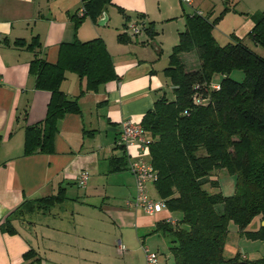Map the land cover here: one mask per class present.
I'll use <instances>...</instances> for the list:
<instances>
[{
  "label": "crops",
  "instance_id": "0c3cea01",
  "mask_svg": "<svg viewBox=\"0 0 264 264\" xmlns=\"http://www.w3.org/2000/svg\"><path fill=\"white\" fill-rule=\"evenodd\" d=\"M83 1L0 0V223L25 199L55 194L60 187L67 195L65 202L46 213L35 212L25 220H15L18 233L0 229V264H112L106 249L111 252L112 244L126 256V264L134 256L126 253L128 248L110 235V229L103 233L105 216L117 217L123 226L136 230L154 229L157 222L171 216L166 210L148 214L135 208L132 200L127 201L126 208L112 204L123 183L136 187V181L131 171L130 175L121 173L125 170L111 173L109 162L112 156H121L125 151L118 146L121 122L131 119L142 123L146 112L165 93L169 79L165 69L179 41V36L168 40L157 30L152 40L139 32L131 35V42L121 43L118 35L127 31L125 22L128 26L154 22L156 29L158 21L175 19L181 1L113 0L100 18H105L103 24L87 18L76 33L73 16ZM222 1L225 7L229 2L231 8L221 22V26L226 23L224 31L247 38L254 26L252 14L264 10V0H253L254 5H249V0ZM240 2L244 8H238ZM118 7L125 10L129 21ZM213 7L206 0L198 3V8L208 14ZM182 9L184 15L190 13ZM113 10L121 14L123 30H118L117 24L110 29ZM35 36L42 42L40 56L51 62H56L63 42L103 38L120 79L85 93L80 98L81 114H67L59 121L54 153L25 156V128L45 118L51 99V92L35 88V77L29 72L34 53L15 45L18 39L30 42ZM83 84L78 74L68 72L61 88L75 98ZM129 152L131 160L138 158L136 147H130ZM82 171L90 174L85 187L78 184ZM260 222L264 224L261 217ZM31 250L36 256L25 258ZM137 251H141L138 244ZM137 264H145L143 255Z\"/></svg>",
  "mask_w": 264,
  "mask_h": 264
},
{
  "label": "trees",
  "instance_id": "16d2710c",
  "mask_svg": "<svg viewBox=\"0 0 264 264\" xmlns=\"http://www.w3.org/2000/svg\"><path fill=\"white\" fill-rule=\"evenodd\" d=\"M112 4L113 0H84L73 16L75 32L87 18L98 23ZM118 10L125 15L122 7ZM229 10L226 7L214 21L207 15L185 14V30L179 33L165 69L175 97L169 99L164 93L142 119L152 139L150 159L158 173L154 182L157 193L171 212L182 213L175 223L162 220L153 229L171 237L175 264H264V257L224 256L231 222L248 238L264 242V224L258 230H246L255 217L264 221V56L234 33L227 44L218 42L213 30ZM252 18L254 26L247 38L264 48V10ZM125 19L130 20L126 15ZM125 27H129L127 22ZM141 27L151 38L157 34L154 22H144ZM118 40L128 43L132 37L125 31ZM15 45L34 53L29 72L35 77V88L51 92L45 118L25 128L24 155L52 154L59 121L67 114H81L80 98L85 93L98 91L120 77L101 37L63 42L56 62L40 56L42 42L38 36L30 42L18 39ZM192 50L197 52L200 66L187 70L182 55ZM235 69L244 71V80L231 77ZM68 72L78 74L84 82L75 98L61 88ZM217 74L222 80L214 83ZM213 84L220 88H213ZM196 98L202 102L197 103ZM128 164L125 150L123 155L111 157L109 171L126 170ZM220 169L236 176L234 194L215 190L220 186ZM66 199L64 187L55 194L25 199L0 223V229L16 234L15 220H25L35 212L46 213ZM221 204L222 211L218 209ZM36 254L31 250L25 258Z\"/></svg>",
  "mask_w": 264,
  "mask_h": 264
},
{
  "label": "rangeland",
  "instance_id": "374dc122",
  "mask_svg": "<svg viewBox=\"0 0 264 264\" xmlns=\"http://www.w3.org/2000/svg\"><path fill=\"white\" fill-rule=\"evenodd\" d=\"M210 3L211 8L212 6L214 8V11L212 10L211 13L205 12V15L209 16L211 21H214L216 18L220 16V14L223 12V10L226 8L224 6V2L222 0H206ZM248 1V0H246ZM181 2H179L180 9L179 11L176 9L174 14H176V18L172 20H160L156 23V30L160 33L161 37H165V39H171V38H177L179 36V31L185 30V15L183 14V7L187 9V13L190 12L193 13L190 9V7H187L183 5ZM249 5H254L253 0L248 1ZM228 4V8L230 9L228 12L231 11L230 3L226 2ZM240 5V6H239ZM233 6V5H232ZM239 6V7H238ZM238 8H244V3L240 2L238 4ZM112 12V21L110 22V26L112 30H114L115 24L118 26V30H123V18L121 14L118 11H111ZM226 12V14L228 13ZM225 14V15H226ZM183 15V16H182ZM224 15V16H225ZM224 16L219 20L214 29V34L216 36V39L221 45H225L228 42L232 40V37L230 34H227L224 31V28H226V23L221 22L224 21ZM229 25V24H228ZM129 33V35H134V33L130 29H126ZM140 32L142 35L147 36L146 30H144L143 27L140 28ZM232 34V33H231ZM148 37V36H147ZM150 40L152 38L148 37ZM245 40L247 44L250 46L252 50L257 52L258 54L264 53L263 47H257L251 40L245 37ZM263 56V55H262ZM182 59L186 65L187 70H195L198 69L200 66L199 57L195 50H192L190 52H186L182 55ZM231 77L237 81H242L245 78V73L243 70L235 69L231 73ZM222 75L217 74L214 77V83L221 82ZM166 96L169 99H174L175 95L173 93V85L170 79H168V86L164 90ZM163 92V93H164ZM112 134H115V132H111ZM148 159H150V155L147 156ZM121 173H127L130 175V170H125ZM217 178L219 179L220 186L215 189L216 191H221L225 195H231L235 193V183H236V176L231 174L226 169H220L217 171ZM124 185L121 187L122 191L119 193H116V197H113L110 202L112 204H115L118 208H126V203L128 200H133L136 196V187L135 185L133 187H130L129 185L123 183ZM78 190V188H76ZM149 194L152 198L158 200L160 196L157 193L155 184L153 182L149 183L148 185ZM218 209L220 211L223 210V205H219ZM142 210V209H140ZM163 210H166L171 213L170 219L172 220H180L182 218L181 212H171L168 208H165ZM76 219L78 217L75 215ZM69 220H73V217L70 216ZM103 224V233L105 232V229L111 230V236L115 237L117 239H121V243L124 244L129 252L130 255H133L134 257L129 260L126 264H137L141 261L142 255L145 260V264H147L146 260V254L144 248H150V251L157 252L159 255L160 263L161 264H175V260L173 257V254L170 250V247L172 245L171 237L169 235H164L162 232H153V229H144V230H136V228H129L127 226L122 225L121 219L117 217H108L105 216ZM108 223V224H107ZM262 226V223L260 222V216H257L253 219V221L247 226L246 230L249 231H255L258 230ZM123 235V236H122ZM131 239V240H129ZM131 241V242H130ZM136 243V245H135ZM139 246V249L141 248V251L134 252L136 246ZM115 247V248H114ZM104 246L101 247V250L103 251ZM108 249V254H110V259L112 260V264H124L126 256L122 255L118 249L116 248L115 244H112V250L110 252V248ZM134 252V254H132ZM237 254H241V257L248 258L251 260L258 259L264 257V242L260 239H250L246 235L242 234L240 231L238 225H236L234 222H231L229 225V233L227 235L225 248H224V256L226 259H229L231 257L236 256ZM131 257V256H130ZM139 258V260H138ZM110 260V261H111Z\"/></svg>",
  "mask_w": 264,
  "mask_h": 264
},
{
  "label": "built area",
  "instance_id": "2783aa9c",
  "mask_svg": "<svg viewBox=\"0 0 264 264\" xmlns=\"http://www.w3.org/2000/svg\"><path fill=\"white\" fill-rule=\"evenodd\" d=\"M181 3L187 7H190L194 14L205 15V12L198 8V3L200 0H180ZM84 10L80 11L82 15ZM129 28L134 34L140 32L141 25L138 23L130 24ZM2 82V77H0V84ZM213 88L219 89V84H213ZM197 103H201L200 98H196ZM152 139L147 134L142 123L135 122L131 119H125L120 125V137L118 140V145L126 150L129 157L128 169L133 173L136 181V196L132 200L133 205L137 209H142L148 214H155L163 211L167 208L166 201L162 198L158 200L152 198L149 194L148 185L151 182H155L158 178L157 170L155 169L151 159L147 156L150 155V144ZM136 147L139 150L138 158L136 160H131L129 148ZM89 172L82 171L78 177V184L80 187H85L89 180ZM167 221L175 223L177 220L168 219ZM125 248L124 246L122 247ZM146 253L147 264H161L159 255L157 252L150 251L149 248H144Z\"/></svg>",
  "mask_w": 264,
  "mask_h": 264
},
{
  "label": "water",
  "instance_id": "95a60500",
  "mask_svg": "<svg viewBox=\"0 0 264 264\" xmlns=\"http://www.w3.org/2000/svg\"><path fill=\"white\" fill-rule=\"evenodd\" d=\"M104 20H105V18H104V19H102V20H100V24H103Z\"/></svg>",
  "mask_w": 264,
  "mask_h": 264
}]
</instances>
